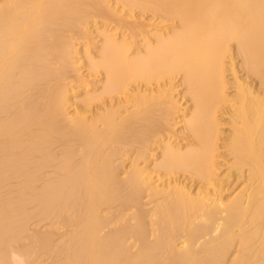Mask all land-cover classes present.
I'll use <instances>...</instances> for the list:
<instances>
[{
	"label": "bare ground",
	"instance_id": "6f19581e",
	"mask_svg": "<svg viewBox=\"0 0 264 264\" xmlns=\"http://www.w3.org/2000/svg\"><path fill=\"white\" fill-rule=\"evenodd\" d=\"M116 1L175 27L151 40L149 24L121 20L106 0H0V264L12 255L18 264H43L44 256L51 264H264V0ZM92 19L117 23L134 42L102 34L87 70L103 82L70 117L65 83L81 81L74 43ZM230 57L235 104L223 110L234 130L225 149L246 186L225 201L214 148L217 112L230 101ZM179 73L193 101L184 129L194 144L160 142L161 161L142 167L178 104L168 90L138 88L124 112L118 97L134 82L148 88ZM133 151L124 174L122 159ZM180 171L204 188L193 194L175 177ZM154 172L163 180L155 186ZM212 182L219 191L210 194ZM143 195L163 200L146 213L138 210ZM45 222L63 234L30 233Z\"/></svg>",
	"mask_w": 264,
	"mask_h": 264
},
{
	"label": "rangeland",
	"instance_id": "374dc122",
	"mask_svg": "<svg viewBox=\"0 0 264 264\" xmlns=\"http://www.w3.org/2000/svg\"><path fill=\"white\" fill-rule=\"evenodd\" d=\"M107 2H108L109 5H106V7L110 8V9L113 8L114 12L116 10V12H117L116 15L117 16L119 15L118 17L119 18L121 17L120 18L121 20H124V21L127 20L129 22H135V21L136 22H143V23H147V25L149 24L148 28H146L147 31H145V33H144L145 36L148 37V39H149V37H150V39L152 37L154 39V34L156 32H157V34H159L160 32L161 33L168 32L167 31L168 28L170 30V28H172V27L174 28L175 27V25H173L172 23H170V24L169 23L168 24L167 23L162 24L161 22H159L160 20H156L157 19L156 17L155 18H151L152 17L151 15H148V14L143 15L140 11H136V12L130 14L128 12V10L123 8L122 4L118 3L116 0H106V4H107ZM108 22H109V24H108ZM108 22H106L105 20H101V19H99L98 21L97 20L93 21V19H92V21L88 20L89 25H88V23L86 25H88L87 27L90 26V28L85 29V31H84V29H82L81 35H82V32L84 34L80 38H77L75 40V42H76V43H74L75 47H76L75 49H77L78 52L76 51V54L74 55L73 60H72L73 68L74 67L76 68L75 69V73L78 72V78L80 76V80L81 81L78 80L79 83L82 82L83 84L87 83L89 85L87 87L79 86L81 84H79L78 82L66 81L65 84L68 83L67 84V86H68L67 87L68 94L72 97V99L70 101V104H68V111L69 112L67 111V113H68V115H70V117H72L74 115V113L76 112V110H78L76 108H78L77 106L80 104V101L83 98H85V96H87L85 94H87V92H89V91L90 92H89L88 95L93 94L92 92L98 90L99 87L101 86L102 82H103L104 77H101V76H97V77H92L91 76L90 77L89 76V72L87 70V68H88L87 64H88V61H89L88 57L93 56V59H97V57H98L99 47H101V45H102V43L104 41L103 39L105 38V36H103L102 34L105 35L108 32L110 34H115L116 38L118 40H121L123 35H124L125 39H127V40L130 39V41H128V42H134V39L132 38V36L129 33V31H126V29H121V28L117 29V23H114V22L112 23V21H108ZM85 28H86V26H85ZM143 38L144 37L142 36V37H139V38L135 39V43L136 44L133 47L134 49L130 51V55L131 56H134L135 55L134 53L136 51L140 50V49H137V48L138 47L140 48V45L142 44L141 41L143 40ZM153 39H151V40H153ZM233 52L234 51H233V48H232V56L234 54ZM226 59H227L226 61L224 59V61H225L224 63L226 64V65H224V66H226L225 67L226 69H225L224 77L226 75L225 79L226 80L228 79L227 80L228 82L226 83L225 92H226V95H230V97L228 96L230 101H229V103H226L227 105L226 104L221 105V109L222 110L218 111L217 115H216L217 119L219 121L218 132H219V138L220 139L219 138L217 139V141H218L216 143L217 146H216V148H214V149H216V151H215L216 153H215V157H214V163H215L216 171H217V174H218V176H217L218 181L217 182L218 183L220 182L222 184L221 181H223V184H222L223 186L222 187L225 186L224 187L225 190L223 191V189H222L220 196H222L225 201H228V200L232 201L233 200L232 198H234L235 196L237 197V193L239 194L244 189L243 187L246 186L245 185L246 183H244L245 182V178L244 179H240V176H238V172L235 170L236 166L234 165V162H232L234 156H230V153L227 152V150H226L227 149L226 146L229 144V140L228 139L232 135L231 134L232 130H234V124L231 121L232 120V117H231L232 115L228 114L229 112H226L224 110L227 109L228 111H231V109L233 108L232 106L235 104V101H233L234 99L231 101L233 96H235V94H234L235 93V87H234V85L232 83L234 81V79H233L234 75H233L232 71L230 70L231 69V57L230 58H226ZM234 62L236 63L235 64L236 66L237 65L240 66V64L242 63L241 59L236 58V57L234 59ZM239 69H240V67H239ZM74 75L75 74H73V76ZM238 76H240L241 79L242 78L245 79V75H244V73L241 70H240V73H239ZM98 77L103 78V79H100ZM232 79H233V81H232ZM171 80H172L171 83H168V82H170L169 80H167V82H166V80H163V81L161 80L159 82H155L154 81V83L152 82V85L149 84L151 87H148V88L146 86H143V83L134 82L135 85L137 84V88L135 86H133L132 85L133 83H132L131 84L132 87L130 85L128 87L129 92L124 93V94L122 93L118 97V98H120L121 101H123V104H125L126 107H129V108H125V106L123 105L124 106L123 111L124 110L127 111V110L132 109L133 103H131V101H130L131 97L129 99V94L131 93V95H133V94L136 95V93H139L138 91H140V90L144 91L143 89H145V90L148 89V91H152V92L153 91H158V92H155V93H159V92H161V90H162V92L168 90L167 94H169V92H171L170 93L171 94L170 97L173 98V101L175 100V102L178 104V109H177V111L175 109L176 113H174V115H173L174 117L172 116L171 119H170V123L168 122V124H167L169 126H167V128H165L164 131H162L164 133V135H163V133L162 134L161 133L158 134L156 136V140L157 141L155 140V141H153L154 143L153 142L150 143V147L148 149V151H149L148 155H149L150 160L148 161V159H149L148 157L146 158L147 161H146V159H143V158H141V160L139 159L140 164H141L142 167H145L147 164H149L150 167H153L154 163H156L158 161H161L160 160L161 159L160 153L162 151L161 148H163V146H165L167 142L168 143L171 142V144L172 145L174 144L175 146H179L180 145V147H183L184 149H185L184 146H188V145L190 146L191 144L192 145L194 144L193 143L194 142L193 138H192V141H191V138H188L189 137L188 135H190V134L188 133V135H187L185 133L186 131L184 129V127H185L184 121L188 117H190V112H191V108L193 106V101H192V99H190L191 98L190 95L186 93L187 87H185V84L183 83V80H184L183 73L177 74L175 76V78H172ZM245 80H247V79H245ZM95 81H97V83H94ZM98 81H100V82H98ZM229 81L231 82L232 85L230 84ZM134 88L137 89V91L135 90L136 92L133 90ZM138 88L140 90H138ZM150 88L152 90H150ZM162 92H161V94H162ZM96 104H99V103H96ZM100 104H105V102H100ZM164 107H165V104H164ZM166 107H169V105H166ZM223 107H224V110H223ZM230 123H232V124H230ZM227 135H228L229 138L227 137ZM160 142L162 144L164 142L165 145L162 146ZM134 153L135 152L133 151L132 152L133 155L130 154L129 156H127V158H123L122 159L123 161H122V165L121 166H123V167H122L121 171L122 172L124 171V174H125V171H127L130 167H132L133 162L136 161L135 160L136 159V153L135 154ZM232 167H233V170H231ZM244 169L247 171L248 167H245ZM248 173H249V171H248ZM248 173H247V175H248ZM124 174H123V176H125ZM234 174H235V176H234ZM245 174H246V172H245ZM153 176H154V178H153ZM176 176L178 178V181L182 182L180 184L187 185L188 188L192 191L193 194L194 193L196 194V192L199 191L200 189L202 190V187L204 188V183L200 179L194 178V177H193V179H192V177L190 178V173H188L186 171H180V174H178V175L175 174V177ZM151 177L153 179L152 182H153L154 186L156 184H158V182L161 183V181H163V180L159 181L160 178H158L159 176L155 172H154V174L151 175ZM175 177L173 176V180H176ZM185 177H187V178H185ZM169 178H171V179L168 180L167 177H166V178H164V180L172 181V175ZM243 180H244V182H243ZM217 182H215V183L212 182L211 184L206 185L205 189L208 188V190H206V191H208V193H210V194H213V192L215 193V191L217 193V190H218V189H216V188H218V187H216V185H217L216 183ZM146 196L147 195H145V197H144V195L142 196V199H143L141 201L142 205L140 204V208L138 210L141 209L142 211H145L147 213L148 211H151L158 204L160 199L158 198V201H157V199H154L155 201H157V202H155L154 200H152V199H150L149 197H146ZM162 200H160V201L162 202ZM161 202H159V203H161ZM133 211L135 212V210H129V211L127 210L126 213L129 216V215H131L133 213ZM47 224H48V222H45V223L40 224L38 226H36V224H32V227L34 226L32 228L33 230L31 229V224H30V226H29L30 233L32 231H33V233L36 232L37 229L40 230V231H43V232L45 230L49 231V229L51 227H54V226L49 227V225H51L52 223L51 224L49 223L48 226H47ZM45 226H47L49 228H46ZM52 229H53L54 232L52 231ZM51 232L54 233V234H57L59 232V234H57L59 236H60V234H63L62 233L63 230H59L57 232V231L54 230V228H51ZM61 236H63V235H61ZM180 241H179V243L182 244V242H180ZM132 242H133V240H130L129 244H132ZM48 257L44 256L43 258H40V262H42V263L44 262L43 264H51L52 263V258L51 257L48 258ZM232 258H234V257H232ZM41 259H43V260L41 261ZM12 261H13L12 264L13 263L18 264V262H19L18 258L16 256L14 257V255H12ZM19 264H21V263H19Z\"/></svg>",
	"mask_w": 264,
	"mask_h": 264
}]
</instances>
